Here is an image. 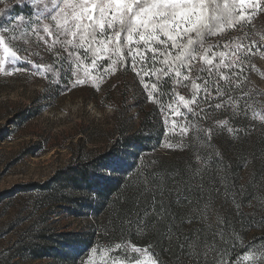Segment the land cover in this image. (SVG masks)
<instances>
[{"label":"snow or ice","instance_id":"6c2138e0","mask_svg":"<svg viewBox=\"0 0 264 264\" xmlns=\"http://www.w3.org/2000/svg\"><path fill=\"white\" fill-rule=\"evenodd\" d=\"M24 4L33 9L30 15H12L15 8ZM0 5H5L0 8V17H7V22L0 24V72L6 75L25 71L16 66L22 60L33 64L36 74L42 75L59 71L60 65L67 63L75 86L91 83L99 91L100 82L107 76L119 68L131 67L138 77L147 78L141 83L149 100L163 90L166 81H171L170 101L182 103L187 110L183 112L169 104L170 114L184 120L182 125L173 120V126L179 127L182 138L192 131L194 138L209 149L216 134L214 126L205 128L189 120V115L201 121L208 119L212 111L224 110L230 111L232 120L250 119L264 124V99L244 91L246 71L255 67L248 63V57L264 50V43L249 39L247 33L222 45L208 43L209 38L229 29L242 31L250 25L258 13H264V0H16L15 4L0 0ZM36 42L45 45L48 51L58 46L63 54L56 52V63L44 65L25 55L40 53L17 46ZM86 61L90 68L85 66ZM197 62L200 67H196ZM81 68L84 69L82 76L78 74ZM44 78L49 79L46 75ZM187 81L191 82L190 99L175 93V85ZM257 95L264 96V93ZM201 100L205 108H199ZM213 100L218 102L212 103ZM215 124L221 125V131H226L233 140L258 130L251 122L234 127L227 117ZM179 147L183 149L187 145L181 140ZM213 155L223 163L219 151L210 152L206 157L197 155L198 166L187 179L175 174L149 172L145 175L139 171L135 184L125 180L129 186L124 188L122 184L120 187L124 190L114 201L118 205L115 211L120 226L135 225L141 232L156 233L157 238L144 247L131 245L136 255L127 254L122 259L106 256L104 249L91 246L81 264H108L109 261L110 264H243L244 261L264 264V248L255 249L253 245L245 246L234 259L230 257V252L238 246L236 242L242 244V238L232 222L215 209L211 197L202 206L197 201L193 207L190 193L194 186L198 192L204 191L202 173L217 163ZM220 171L226 173L227 169ZM197 179L200 183L194 185ZM228 179L227 174L221 176V184ZM209 191L219 194V188L214 185ZM228 191L226 187L225 194ZM181 206L187 209L183 215L175 210ZM236 208L237 214L243 216L239 204ZM196 221L201 223V228L188 234L182 231L183 224ZM248 226H264V221ZM124 247V242H118L114 251ZM10 251L0 255L7 259ZM140 254L147 259L141 260ZM162 254H167L169 259H163ZM97 255L100 262L96 260Z\"/></svg>","mask_w":264,"mask_h":264},{"label":"rangeland","instance_id":"374dc122","mask_svg":"<svg viewBox=\"0 0 264 264\" xmlns=\"http://www.w3.org/2000/svg\"><path fill=\"white\" fill-rule=\"evenodd\" d=\"M15 2L16 0H8L10 4ZM3 7L5 5H0V8ZM32 10L24 4L15 8L12 15L23 13L27 16ZM6 22L7 17H0V24ZM231 30L234 35L236 30ZM243 30L249 39L264 43L261 41V37H264V13H258L252 23L246 25ZM228 37L226 39L230 40ZM17 46L29 47L30 51L40 53L25 55L27 59L44 65L56 63V52L63 54V50L58 46L48 51L46 46L39 42ZM253 56L252 65L255 67L251 68L247 76L246 90L254 97L264 99V96L257 95L264 93V50L256 52ZM16 66L25 71L14 72L12 75L0 72V253L11 250L7 259L0 255V262L81 264L91 246L104 249V254L114 259H122L127 254L136 255L132 253L131 247H124L120 251H114L115 245L108 247L100 238L97 221L89 211L79 216L72 214L70 202H76L78 199L88 203L94 202L93 197L88 194L66 189L63 198L68 202L62 204L43 197L41 192H23L24 188L21 187L28 186L29 189L51 183L59 173L75 163L92 164L104 154L114 151L120 134L132 136L139 129V112L143 104L146 106L152 101L159 102L164 128L163 141L171 137L170 139H178L180 143L184 137L180 136L179 127L173 126V120L180 125L184 120L170 114L169 104L172 102L161 104L159 91L154 93L153 100H149L141 83L142 79L147 78L138 77L131 67L119 68L115 74L107 76L100 82L97 91L91 83L75 86L72 83L74 78L70 79V65L67 63L61 64L59 71L43 75L36 74L33 64L23 60L17 61ZM85 66L90 68L87 61ZM83 71L81 68L78 74L82 76ZM45 75L49 79H45ZM188 82L187 85H191V82ZM177 86L180 91L177 94L184 96V82ZM61 91H64V94L61 95ZM182 105L174 103L172 107H179L181 110ZM256 129L258 130L239 140H233L226 134L222 135L218 151L223 157V163L213 173H202L205 186L204 191L199 192L200 205L211 197L215 209L232 222L233 228L242 238V244L236 242L238 246L233 258L248 245H253L255 249L264 248V242L255 243L257 239L264 238V226H248L253 222L264 221V124L259 123ZM179 143L172 145L165 141L155 152L167 156L170 160L184 153L186 165L197 155L205 156L210 153L201 144L187 145L181 149ZM102 168L99 166V171L103 174L110 171V168ZM222 168H226L227 172L220 171ZM225 174L229 179L221 184L220 177ZM199 183L197 179L195 184ZM213 185L219 188V194L209 191ZM226 187L229 189L227 194ZM237 204L240 205L239 212L243 216L237 214ZM189 225L193 232L202 226L198 221ZM60 234L87 236L92 238V243L89 248L77 254L64 251L38 259L28 251L27 247L30 246L36 250V254L42 253L39 244L46 246L47 242H51V238ZM75 239L70 237L69 240L73 243L84 240L83 237L76 239L77 241ZM53 245L56 250L63 251V248L57 247L56 242ZM140 259L146 260L147 257L140 254ZM96 260L100 262V255H97ZM243 264L254 262L244 261Z\"/></svg>","mask_w":264,"mask_h":264},{"label":"trees","instance_id":"16d2710c","mask_svg":"<svg viewBox=\"0 0 264 264\" xmlns=\"http://www.w3.org/2000/svg\"><path fill=\"white\" fill-rule=\"evenodd\" d=\"M236 33L233 35L231 29L225 31L222 35L217 37L209 38L208 43L216 44L219 42L221 45L225 41H229L226 39L227 36L232 40L235 37L243 36L244 30L235 29ZM233 35V36H231ZM254 56L248 57V63L252 65ZM196 67H200V63L197 62ZM251 68H248L246 71V76L249 75ZM197 73L193 72L195 76ZM190 82V81H189ZM188 82V83H189ZM187 82H184V97L186 99L191 98V85H187ZM246 81H244V91L246 90ZM173 87V83L171 81H166L163 85V90L158 93L161 95V104L164 102H171L169 99V89ZM178 86L175 85V93H179ZM235 95V93H234ZM218 101L213 100L212 103H216ZM172 104H174L172 102ZM160 104L159 102H151L150 105L143 104L140 107V124L139 129L132 135L128 136L126 134H120L117 139V146L114 151H110L107 154H104L100 158L96 160V162L90 163H82L77 162L73 166L69 167L66 171L59 173L56 178L51 183H47L45 185H38L35 188H29L28 186H24L23 192H41L43 193V197H48L51 201L55 203L67 204V200L63 198V192L66 189L72 190L74 192H80L84 194H88L89 197H93L94 202L88 203L86 201H80L79 199L76 202H70L71 204V212L75 216L82 215L85 211H89L92 217L97 221V231L99 232L100 238L106 242L108 247L114 246L118 242H124L126 248H130L131 245H137L140 247H144L149 243H152L156 238V233L148 232V231H139L135 225L129 227L127 224L120 226V222L117 219V212L115 209L118 205L115 204V198L122 192L124 189L120 186L123 184L124 188H127L129 184L136 183V174L139 171H143L145 175L149 172H157L163 173L165 175L175 174L178 177L182 176L185 179L192 175V171L198 166L196 158L192 159L190 164H185L184 153L178 154L172 157L171 160L164 156L163 154L156 153L157 149H160L163 146L165 141L170 142L172 145H178V139H165L164 131H163V120L162 114L159 111ZM182 107V111L186 112L187 110ZM195 107V106H194ZM206 105L203 100L199 103V108H205ZM197 108V112L199 111ZM229 118L232 126H246L247 124L254 123L255 126L259 125V121H251L250 119H235L232 120L230 111L226 112L224 110H216L212 111L209 114L208 119L196 121L194 117L191 115L188 116L189 120H193V122L200 123L203 127L207 128L210 126H214L216 134L212 140V148L209 149L206 146L205 149L207 152L214 153L218 151V144L220 143L221 136L226 134L228 137L229 134L226 131H221L222 126L216 125L215 122L219 119ZM183 143L186 145H194L198 146L200 143L194 138L192 131H189L188 136H184ZM181 141V140H180ZM203 146V145H202ZM205 155V154H204ZM205 156L201 157H206ZM213 160H216L217 163H212L209 170L204 174L213 173L219 165L218 158L213 155ZM152 161L156 163L153 164ZM99 164V165H98ZM100 165H108V174H103L99 171ZM191 167V168H190ZM116 169L115 171H111V169ZM132 175L129 176L128 174ZM111 175V177L107 176ZM125 180H128L129 184H125ZM195 185V181H194ZM191 199L193 200L195 207V202L199 201L201 204V199L199 197V192L196 190L195 186L193 187L190 193ZM175 207V206H174ZM72 208H76L77 210H73ZM176 211L180 212L181 215L187 211L183 206L175 208ZM182 231L186 234L193 232L190 228V225L185 223L182 225ZM70 237H74L77 240L78 238H84V240L79 242H71ZM75 239V241H77ZM51 242H47L48 245L39 244L40 248H42V253L36 254V250H33L30 246L29 249L34 255L35 259L41 257H49V255L60 254L64 251L68 253L77 254L80 253L83 249L86 250L91 246L92 238L87 236H67L65 234H60L56 238H51ZM54 242L58 244V248L62 250H56L54 247ZM264 242V239H257L255 243ZM45 243V242H44ZM51 243V245H50ZM53 245V246H52ZM50 247V248H49ZM53 247V248H52ZM245 248L243 249V251ZM241 251V252H243ZM240 252V253H241ZM54 253V254H50ZM236 253L234 250L230 252V257L233 258V255ZM163 259L166 261L169 259L167 254H162ZM234 259V258H233Z\"/></svg>","mask_w":264,"mask_h":264}]
</instances>
